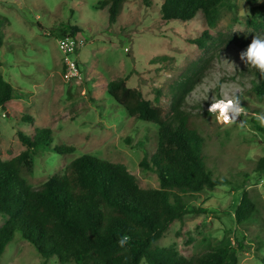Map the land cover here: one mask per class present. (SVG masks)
<instances>
[{
    "label": "rangeland",
    "instance_id": "obj_1",
    "mask_svg": "<svg viewBox=\"0 0 264 264\" xmlns=\"http://www.w3.org/2000/svg\"><path fill=\"white\" fill-rule=\"evenodd\" d=\"M103 0H0V75L13 88V96L0 109V159L4 162L24 151L18 132L30 136L36 129L51 130V146L38 147L29 169L20 170L27 185L36 190L63 173L73 160L89 155L110 163L123 164L142 189H159L156 175L143 171L144 153L152 155L157 145V127L129 117L107 95L105 85L128 78L127 86L139 90L165 118L173 113L174 96L181 98L179 110L204 141L201 157L214 179L227 184L204 189L186 199L189 207L205 213L175 221L155 244L171 248L191 259L225 239L242 241L239 264H263L264 256V170H257L264 157V101L251 91L253 71L240 60L255 34H264V0L251 6L246 0H228L220 9L213 43L203 50L190 44L197 24L160 27L163 0H126L114 26L105 29L100 11ZM78 26L81 33L72 59L79 76L65 78L66 66L58 47V32ZM65 37H70L66 35ZM221 58L234 61L235 69L222 65ZM166 58V59H159ZM239 89L247 114L224 126L208 113L213 95ZM200 79L186 94L178 85ZM187 85V84H186ZM205 87L209 99L194 102ZM32 117L22 122L19 118ZM244 126H240V122ZM72 146L74 152L58 155L53 148ZM243 192L254 203L262 221L237 228L233 213ZM6 221L0 216V227ZM0 264H60L45 258L16 232L6 246ZM74 264V263H68Z\"/></svg>",
    "mask_w": 264,
    "mask_h": 264
},
{
    "label": "trees",
    "instance_id": "obj_2",
    "mask_svg": "<svg viewBox=\"0 0 264 264\" xmlns=\"http://www.w3.org/2000/svg\"><path fill=\"white\" fill-rule=\"evenodd\" d=\"M125 1L100 3L106 18L105 29L116 24ZM227 1L163 0L159 26L197 24L200 30L187 41L203 50L214 42L211 29ZM246 1L253 6L259 0ZM81 32L80 27L71 26L61 29L58 37H74ZM251 68L250 89L259 101H264V76ZM127 80L126 77L110 81L105 90L129 117L157 127L156 150L152 155L144 153L140 168L156 175L160 188L142 189L123 164L83 155L66 165L62 174L34 190L21 177L20 170L31 167L38 147L50 148L52 132L48 128L36 129L30 136L18 132L24 151L6 162L0 159V216L6 217L0 227V258L18 232L39 255L55 257L60 264H239L244 245L237 238L233 243L225 239L191 259L179 256L174 249L155 247L175 221L205 213L206 210L189 207L186 199L227 181L214 179L202 159L203 138L189 127L188 117L180 112L181 98L174 96L173 113L165 118L162 110L153 107L139 90L128 87ZM189 80L185 77V82L178 85L179 92L184 89L189 94L200 81ZM12 96V86L0 75V109L7 110ZM19 119L33 121L29 116ZM74 150L72 146L53 148L58 155ZM257 168L264 170V157ZM233 219L237 228L262 221L246 192L235 207ZM124 235L131 239L122 248L118 240ZM259 260L264 264V256Z\"/></svg>",
    "mask_w": 264,
    "mask_h": 264
},
{
    "label": "clouds",
    "instance_id": "obj_3",
    "mask_svg": "<svg viewBox=\"0 0 264 264\" xmlns=\"http://www.w3.org/2000/svg\"><path fill=\"white\" fill-rule=\"evenodd\" d=\"M239 58L247 66H251L259 71L264 76V34H255L251 40V43L247 46L246 50L240 52ZM222 65H227L230 68L235 69L237 66L234 61H229L226 58L220 57ZM216 82L221 90V98L217 99L215 95L211 98L210 106L208 107V113L215 116L218 123L224 126H231L237 123V119L241 115H246V109L241 104L240 96L237 94L239 89L236 88L231 91H226L225 86L220 84V76H216ZM213 90L210 87H205L199 94H194V102L202 103V101L209 99V91ZM256 119L264 124V115L258 114ZM241 127L244 126V122L239 123ZM130 236L124 235L118 240L120 247H125L130 240Z\"/></svg>",
    "mask_w": 264,
    "mask_h": 264
},
{
    "label": "built area",
    "instance_id": "obj_4",
    "mask_svg": "<svg viewBox=\"0 0 264 264\" xmlns=\"http://www.w3.org/2000/svg\"><path fill=\"white\" fill-rule=\"evenodd\" d=\"M58 47L62 53V58L64 65L66 66L65 78H75L79 76V68L77 62L72 59V56L76 53V43L75 40L71 37H64L58 39ZM210 104L207 105V110ZM240 120V117L237 119V122Z\"/></svg>",
    "mask_w": 264,
    "mask_h": 264
}]
</instances>
